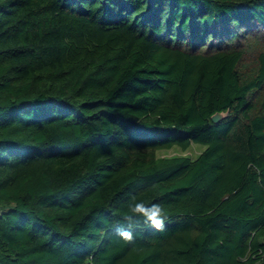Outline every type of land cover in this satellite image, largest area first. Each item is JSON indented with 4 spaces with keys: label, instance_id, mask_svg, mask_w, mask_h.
<instances>
[{
    "label": "trees",
    "instance_id": "16d2710c",
    "mask_svg": "<svg viewBox=\"0 0 264 264\" xmlns=\"http://www.w3.org/2000/svg\"><path fill=\"white\" fill-rule=\"evenodd\" d=\"M88 256L264 264V0H0V264Z\"/></svg>",
    "mask_w": 264,
    "mask_h": 264
},
{
    "label": "clouds",
    "instance_id": "9594fccd",
    "mask_svg": "<svg viewBox=\"0 0 264 264\" xmlns=\"http://www.w3.org/2000/svg\"><path fill=\"white\" fill-rule=\"evenodd\" d=\"M167 219V214L162 205L157 203L146 204L133 196L128 202V211L124 216L126 226H117L115 228V234L125 244H134L136 241L134 229L143 224L146 227L163 232L165 231V222ZM83 264H93L92 257H85Z\"/></svg>",
    "mask_w": 264,
    "mask_h": 264
},
{
    "label": "rangeland",
    "instance_id": "374dc122",
    "mask_svg": "<svg viewBox=\"0 0 264 264\" xmlns=\"http://www.w3.org/2000/svg\"><path fill=\"white\" fill-rule=\"evenodd\" d=\"M192 146H193L192 148H190L188 151L184 153L178 149H173L168 152H161L159 153V156L170 157V156L186 155L194 159L204 150V147L201 145H192Z\"/></svg>",
    "mask_w": 264,
    "mask_h": 264
},
{
    "label": "water",
    "instance_id": "95a60500",
    "mask_svg": "<svg viewBox=\"0 0 264 264\" xmlns=\"http://www.w3.org/2000/svg\"><path fill=\"white\" fill-rule=\"evenodd\" d=\"M222 119V115L221 114H216L212 117V121L217 123Z\"/></svg>",
    "mask_w": 264,
    "mask_h": 264
}]
</instances>
